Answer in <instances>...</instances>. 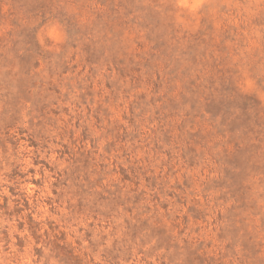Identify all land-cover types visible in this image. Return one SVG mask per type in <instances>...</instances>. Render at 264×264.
Listing matches in <instances>:
<instances>
[{
    "label": "rangeland",
    "instance_id": "1",
    "mask_svg": "<svg viewBox=\"0 0 264 264\" xmlns=\"http://www.w3.org/2000/svg\"><path fill=\"white\" fill-rule=\"evenodd\" d=\"M0 264H264V0H0Z\"/></svg>",
    "mask_w": 264,
    "mask_h": 264
}]
</instances>
